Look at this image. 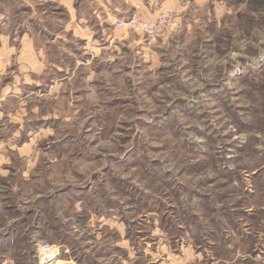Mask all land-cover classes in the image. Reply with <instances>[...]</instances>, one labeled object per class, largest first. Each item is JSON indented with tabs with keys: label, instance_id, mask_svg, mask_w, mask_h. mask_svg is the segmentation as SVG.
I'll use <instances>...</instances> for the list:
<instances>
[{
	"label": "rangeland",
	"instance_id": "1",
	"mask_svg": "<svg viewBox=\"0 0 264 264\" xmlns=\"http://www.w3.org/2000/svg\"><path fill=\"white\" fill-rule=\"evenodd\" d=\"M0 3V264H264V0Z\"/></svg>",
	"mask_w": 264,
	"mask_h": 264
},
{
	"label": "crops",
	"instance_id": "2",
	"mask_svg": "<svg viewBox=\"0 0 264 264\" xmlns=\"http://www.w3.org/2000/svg\"><path fill=\"white\" fill-rule=\"evenodd\" d=\"M1 2V0H0ZM0 8H1V3H0ZM3 22V27L6 26V22H4V20H2ZM30 38H32V35H29ZM23 39V37H22ZM32 41V39H31ZM3 43L8 44V37L7 36H1L0 35V131L2 130V128H4V122H7L8 119V112H10L9 110H7L8 106H10L11 104L8 103V98H15V114L11 115L10 121H15L12 122L15 125V128H17L18 126V120H20V118L22 119V109L18 110V101H17V95H18V88L16 87L15 90L13 87L10 88L11 91V96L7 95L8 89L5 88L6 84H4V75L8 74L9 70H10V66L7 64L6 59L8 58V55L10 53L9 48L6 49V47L8 46H4L3 47ZM23 53V52H22ZM23 72H20L19 74H21L20 76H22ZM16 74H18L16 72ZM22 81V80H21ZM22 84V82H21ZM15 95V96H14ZM11 113V112H10ZM22 121V120H21ZM16 130V129H15ZM1 137V136H0Z\"/></svg>",
	"mask_w": 264,
	"mask_h": 264
},
{
	"label": "built area",
	"instance_id": "3",
	"mask_svg": "<svg viewBox=\"0 0 264 264\" xmlns=\"http://www.w3.org/2000/svg\"><path fill=\"white\" fill-rule=\"evenodd\" d=\"M160 24H165L170 26V21L165 16L159 18ZM119 25H122V23H119ZM145 30L147 32H151L154 28L153 24H149L147 26H144ZM39 256L41 257V263L42 264H48L50 262H53L57 256V250L53 246L44 245L39 250Z\"/></svg>",
	"mask_w": 264,
	"mask_h": 264
}]
</instances>
